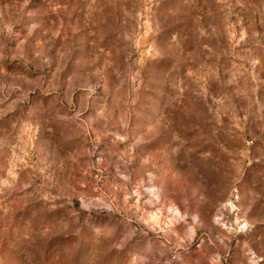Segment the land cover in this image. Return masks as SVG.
Wrapping results in <instances>:
<instances>
[{"label":"rangeland","instance_id":"obj_1","mask_svg":"<svg viewBox=\"0 0 264 264\" xmlns=\"http://www.w3.org/2000/svg\"><path fill=\"white\" fill-rule=\"evenodd\" d=\"M0 264H264V0H0Z\"/></svg>","mask_w":264,"mask_h":264}]
</instances>
